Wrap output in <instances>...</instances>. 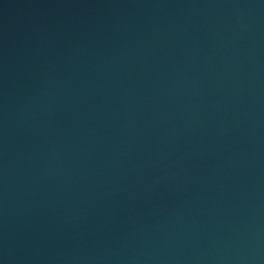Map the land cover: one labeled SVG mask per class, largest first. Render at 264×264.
I'll return each instance as SVG.
<instances>
[{
	"label": "water",
	"instance_id": "obj_1",
	"mask_svg": "<svg viewBox=\"0 0 264 264\" xmlns=\"http://www.w3.org/2000/svg\"><path fill=\"white\" fill-rule=\"evenodd\" d=\"M0 264H264V0H0Z\"/></svg>",
	"mask_w": 264,
	"mask_h": 264
}]
</instances>
